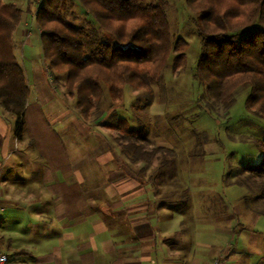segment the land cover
<instances>
[{"label":"crops","instance_id":"obj_1","mask_svg":"<svg viewBox=\"0 0 264 264\" xmlns=\"http://www.w3.org/2000/svg\"><path fill=\"white\" fill-rule=\"evenodd\" d=\"M27 24L22 20L13 36L29 87L22 139L14 117L0 107V252L10 264H255L243 245L254 235L200 232L191 213L178 211L173 185L165 192V182L154 184L147 168L126 163L108 141L93 143L98 164L75 166L83 152L68 148L59 129L72 131L77 142L85 128L46 99V65L42 70L34 55L24 54Z\"/></svg>","mask_w":264,"mask_h":264},{"label":"trees","instance_id":"obj_2","mask_svg":"<svg viewBox=\"0 0 264 264\" xmlns=\"http://www.w3.org/2000/svg\"><path fill=\"white\" fill-rule=\"evenodd\" d=\"M75 1L96 27L90 32L85 26L65 21L61 12L67 0H41L34 22L40 29L45 62L50 70L65 73L64 85L83 120L93 116L100 102L101 84L106 86L114 107L123 100L125 84L150 90L160 80L171 53L173 72L184 66L187 42L172 35L166 0ZM186 4L200 18L201 47L195 77L209 99L228 109L233 91L247 85L250 92L246 108L264 118V0H186ZM22 17L23 11L16 4L0 0V107L14 117L17 139L24 135V110L29 98L24 70L14 54L13 36ZM107 127L118 129L114 142L129 162L143 163L142 168L154 161L166 167L176 154L167 147H150L146 135L129 128L125 119ZM163 169L157 168L155 175L149 176L154 184L158 176L165 175ZM166 170L173 180L171 196L181 201L188 188L178 186L174 168ZM249 171L257 177L260 198L264 199V155ZM179 188L180 193H176ZM156 190L162 193L161 188Z\"/></svg>","mask_w":264,"mask_h":264},{"label":"rangeland","instance_id":"obj_3","mask_svg":"<svg viewBox=\"0 0 264 264\" xmlns=\"http://www.w3.org/2000/svg\"><path fill=\"white\" fill-rule=\"evenodd\" d=\"M1 1L16 4L23 11L22 20L30 23L25 33L29 43L23 50L24 54L34 55L42 70L46 65L48 72L43 71L49 90L46 99L62 104L61 109L70 111L69 116L77 117L85 128V135L79 136L77 142L72 139V131L64 133L65 129H59L68 148L78 146L83 152L74 159L75 166L81 160L86 163L85 168L96 162L98 164L93 143L101 140L100 144L104 146L107 141L114 146L129 165L143 166V163L128 161L127 155L113 140L118 129L107 127L109 124L117 125L119 119H125L129 128L141 130L146 135L150 147L163 146L175 151L168 166L159 167V161H154L145 168H148L146 175L150 177L155 175L157 168H174L178 186L182 190L188 188L187 194L177 205L178 211L180 209L186 215L191 213L192 222L200 232L228 229L254 235L255 242L244 238L243 245L255 264H264V199L260 198L257 177L249 171L264 155L261 151L264 145V118L246 108L250 92L247 85H240L233 91V103L228 109L207 96L205 87L195 77L201 47L200 18L199 14L189 10L186 0H166L165 7L172 35L174 38L182 37L187 42L184 66L173 72L171 53L161 70L160 80L150 90L125 84L123 100L114 107L110 105L106 86L101 84L100 102L87 121L78 114L75 99L64 85L65 73L50 70L41 53L40 29L34 22L41 0ZM61 13L67 23L85 26L89 32L96 28L75 0H67V7ZM21 52L17 49L20 62ZM47 74L51 84L47 81ZM97 168L108 166L100 163ZM166 169L162 170L165 174L162 178L157 175L166 184L163 187L165 192L173 184ZM180 188L176 193H180ZM218 238L212 236L214 243H218Z\"/></svg>","mask_w":264,"mask_h":264},{"label":"built area","instance_id":"obj_4","mask_svg":"<svg viewBox=\"0 0 264 264\" xmlns=\"http://www.w3.org/2000/svg\"><path fill=\"white\" fill-rule=\"evenodd\" d=\"M219 263H220V260L215 261V264H219ZM0 264H10L9 257L5 253L0 252Z\"/></svg>","mask_w":264,"mask_h":264}]
</instances>
